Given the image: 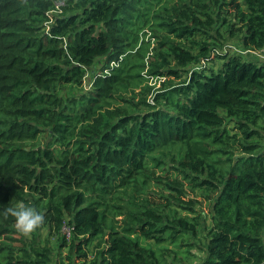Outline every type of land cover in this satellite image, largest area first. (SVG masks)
<instances>
[{
  "label": "trees",
  "instance_id": "1",
  "mask_svg": "<svg viewBox=\"0 0 264 264\" xmlns=\"http://www.w3.org/2000/svg\"><path fill=\"white\" fill-rule=\"evenodd\" d=\"M224 33L264 54V0H0V233L30 200L70 264H264V60Z\"/></svg>",
  "mask_w": 264,
  "mask_h": 264
},
{
  "label": "rangeland",
  "instance_id": "2",
  "mask_svg": "<svg viewBox=\"0 0 264 264\" xmlns=\"http://www.w3.org/2000/svg\"><path fill=\"white\" fill-rule=\"evenodd\" d=\"M222 29V28H221ZM224 43L226 44H232L234 47H231V49L236 50V51H242L244 50V48L241 47L238 39L236 37H226V34L224 33ZM220 60L218 61H213V62H217L219 63ZM215 66V65H214ZM91 77L92 75L90 73H88V76L85 78L83 85L85 88H88L90 82H91ZM149 81H151V78H149ZM148 82V81H147ZM138 89H136L137 91ZM127 95H131V94H127ZM149 96V94H148ZM121 102V101H119ZM230 126L232 125L231 123L229 124ZM260 144V148L262 150H264V136H261L258 140H257ZM156 173L160 172L159 168H155L154 169ZM171 170V169H170ZM170 172V171H169ZM170 174V173H169ZM173 175V171L171 170V176ZM159 188H162L159 185L156 184H150L149 185V190H153L156 191ZM163 190V194L162 195H167V191L162 188ZM186 194L184 196H182V198L184 200H188V199H195L197 201L195 208L198 209L199 211H201L204 215H207V212L209 210V203L207 200H205L203 198L202 195H200L199 193L201 192H195V191H191L190 188H188L186 186ZM197 193V194H196ZM155 200L157 199V195L154 193ZM160 199L162 202H166V200L160 196ZM29 204H32L30 200H28ZM179 212H184V208L180 209ZM13 231H11L9 233V235L5 236L3 233H0V256L2 254L5 253L6 251V245H9L12 247V250L15 252V254H18L21 252V250L19 249L21 246H25L27 248V250L29 249V244L32 242L34 236L36 241L34 242L35 245L38 246H43L46 245L50 248V262L48 264H70V258L68 257V255H70L71 259H75V261L78 260H82L83 256L79 255V250L78 249H73V250H68L67 247L64 249H61L58 247L57 245V240L55 239V235L51 234L44 226L43 224L37 229L35 230L30 236H24L22 233H20L17 228L15 227V221L13 222ZM61 232L63 234H65L66 236V240L70 237V232L69 229L67 227L66 224H64L61 227ZM192 242H195L196 245L198 247L199 244H201L203 242V237L201 238L199 235L192 237L191 239ZM195 246L193 248H195ZM91 250V251H90ZM89 249H87V257H91L93 251L95 250V248L91 247ZM193 252H196V254L198 253L197 248L192 249ZM190 255V256H186L184 254L181 253V255L183 256L182 258V264H196L198 262V259L196 256L198 255ZM60 260H62V263L60 262ZM168 260H171V258L169 257ZM82 262V261H81Z\"/></svg>",
  "mask_w": 264,
  "mask_h": 264
},
{
  "label": "clouds",
  "instance_id": "3",
  "mask_svg": "<svg viewBox=\"0 0 264 264\" xmlns=\"http://www.w3.org/2000/svg\"><path fill=\"white\" fill-rule=\"evenodd\" d=\"M225 45L228 46V44ZM231 47L234 46L232 45ZM249 50H253V49H249ZM246 53H249V51H247ZM251 54H255V53L251 52ZM259 60L261 59L259 58ZM9 213L15 217V227L17 228V230L26 237L30 236L35 230H37L45 220V216L42 211L38 210V208L35 205L26 203L23 200L18 201L14 207L7 208L4 214L8 215Z\"/></svg>",
  "mask_w": 264,
  "mask_h": 264
},
{
  "label": "built area",
  "instance_id": "4",
  "mask_svg": "<svg viewBox=\"0 0 264 264\" xmlns=\"http://www.w3.org/2000/svg\"><path fill=\"white\" fill-rule=\"evenodd\" d=\"M247 51L257 54L260 57L261 60H264V54L262 52H258L256 50H249V49L243 50L242 52L246 53Z\"/></svg>",
  "mask_w": 264,
  "mask_h": 264
}]
</instances>
